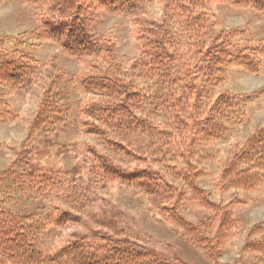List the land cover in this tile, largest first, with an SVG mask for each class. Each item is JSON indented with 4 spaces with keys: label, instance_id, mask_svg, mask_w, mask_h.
<instances>
[{
    "label": "trees",
    "instance_id": "1",
    "mask_svg": "<svg viewBox=\"0 0 264 264\" xmlns=\"http://www.w3.org/2000/svg\"><path fill=\"white\" fill-rule=\"evenodd\" d=\"M20 1L38 12L37 24L31 32L0 37V122L16 119L6 99L37 72L32 56L12 48L21 45L17 40L52 42L85 71L70 79L50 77L26 142L0 172V264H166L113 223L97 219L92 222L110 232L89 228L45 249L48 227L80 225L95 191L112 183L132 188L154 215L202 245L207 239L201 228L178 211L189 194L198 207L218 217L215 246L223 245L238 222L198 186L204 177L199 165L214 160V146L245 123L247 106L264 96V88L216 96L214 91L234 69L258 74L264 43L245 38L242 27L216 30L209 9L224 4L264 18V0ZM153 4L161 8L158 20L150 17ZM101 11L128 17L138 53L130 64L118 55L112 31L99 35L93 30ZM72 90L92 96L78 106V129L94 137L98 148L83 145L81 162L67 172L43 169L32 163V144L56 139L65 129ZM263 185L264 126L235 147L217 187L223 193H252ZM32 197L42 202L47 218L39 217L40 209L24 215L12 209ZM250 235L259 238L247 240L244 251L258 256L253 264H264V226L253 225Z\"/></svg>",
    "mask_w": 264,
    "mask_h": 264
},
{
    "label": "rangeland",
    "instance_id": "2",
    "mask_svg": "<svg viewBox=\"0 0 264 264\" xmlns=\"http://www.w3.org/2000/svg\"><path fill=\"white\" fill-rule=\"evenodd\" d=\"M37 13L33 7L20 0H0V37H15L24 32H31L36 28ZM149 13L150 17L158 20L161 16L160 6L153 4ZM209 14L213 17L216 30L242 27L245 29V38L264 43V18L253 11L215 4L211 5ZM93 30L99 35L112 31L116 38L117 53L125 59L126 64H130L138 54L137 43L127 16L101 11L97 15ZM18 43L21 45L14 44L12 48L28 53L36 60L38 67L35 76L20 91L6 99L16 119L13 122H0V172L14 162L22 143L26 142L29 123L38 110L42 94L48 89L50 77L63 74L70 79L78 72L85 71L77 59L63 55L52 42H26L21 39L17 40ZM262 88L264 65L260 72L254 75L234 69L228 80L216 88L214 96L221 92L247 94ZM1 94L0 89V97ZM69 99L71 112L65 129L56 135V139L51 138L46 142L38 140L32 144L35 149L32 163L43 169H60L67 172L81 162L80 148L83 145L89 144L98 148L94 137L84 135L78 129V106L90 101L92 96L72 90ZM245 113V123L214 146V160L199 165L204 171V177L198 179V186L209 193L213 202L226 206L238 222V228L229 233L223 245L215 246L218 217L198 207L189 194L178 211L187 222L201 228L204 238L207 239L202 245L193 244L181 230L154 215L150 204L142 201L132 188L112 183L95 191V202L85 212L80 225L66 228L48 227L43 239L45 249L51 250L59 246L73 233L85 234L89 228L101 230L92 222L97 219L106 224L113 223L115 230H121L139 247L151 250L166 264L255 263L258 256L244 251V246L247 240L259 238L250 235V228L255 224L264 226V185L252 193L234 190L223 193L217 187L220 172L235 147L241 146L251 134L264 126V96L250 103ZM44 151L45 154L42 155ZM134 166L132 164L130 168ZM82 177H85L84 173ZM233 201H238L239 204H231ZM12 209L23 215L34 214V211L40 209L37 210L39 217L47 218L48 215V212L43 210L42 202L34 197L21 200ZM101 231L110 232L107 228Z\"/></svg>",
    "mask_w": 264,
    "mask_h": 264
}]
</instances>
